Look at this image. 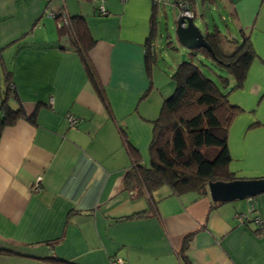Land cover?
I'll return each instance as SVG.
<instances>
[{"label":"crops","instance_id":"crops-1","mask_svg":"<svg viewBox=\"0 0 264 264\" xmlns=\"http://www.w3.org/2000/svg\"><path fill=\"white\" fill-rule=\"evenodd\" d=\"M166 2L106 0L103 15L92 0H0V111L8 74L16 88L11 106L35 113L0 136V264H111L115 257L124 264H264V234L237 218L264 219V193L216 202L209 189L176 195L162 186L154 200L125 186L129 143L149 165L153 121L176 89L181 60L162 49L189 54L169 35L163 43ZM207 4L224 9L255 51L243 88L229 95L242 108L229 130V169L241 179L263 177L264 0H192L203 33L230 37V28L210 29L199 9ZM63 12L86 19L101 91L61 35ZM38 177L42 190L35 192Z\"/></svg>","mask_w":264,"mask_h":264},{"label":"trees","instance_id":"trees-1","mask_svg":"<svg viewBox=\"0 0 264 264\" xmlns=\"http://www.w3.org/2000/svg\"><path fill=\"white\" fill-rule=\"evenodd\" d=\"M174 2L176 7L179 2H187L190 9L192 6V0ZM68 22L67 25L62 24L61 35L69 37L70 47L78 51L95 87L101 91L89 60L88 52L94 40L86 19L82 15H69ZM155 22L154 19L153 34ZM241 33L243 38L240 41L223 36L218 29L205 34L214 56L207 49H200V52L220 69L218 72L210 67L218 77V83L194 62L195 51H191L179 64L173 75L175 92L164 100L159 117L153 121L149 165L141 161L137 147L129 143L134 158L125 177V186L135 195L152 199L153 192L162 186H169L176 195L192 192L205 194L210 181L237 178L229 169L232 161L229 130L242 108L234 105L229 95L243 88L255 57L250 38L244 30ZM147 58L148 62H152L149 52ZM15 89L12 78L7 74L6 89L1 100L0 136L5 127L21 118L35 119V113L27 114L23 106H11L9 100L15 96ZM149 203L145 213L151 212L157 202L152 200Z\"/></svg>","mask_w":264,"mask_h":264},{"label":"water","instance_id":"water-1","mask_svg":"<svg viewBox=\"0 0 264 264\" xmlns=\"http://www.w3.org/2000/svg\"><path fill=\"white\" fill-rule=\"evenodd\" d=\"M176 36L180 45L190 51H195L196 55L200 52V49H207L214 56L213 49L206 40L205 33L195 24L194 18L179 15L176 22ZM185 57L186 54L183 55V60ZM208 189L211 198L216 202L253 198L264 193V176L255 179L236 178L230 181H210Z\"/></svg>","mask_w":264,"mask_h":264},{"label":"rangeland","instance_id":"rangeland-1","mask_svg":"<svg viewBox=\"0 0 264 264\" xmlns=\"http://www.w3.org/2000/svg\"><path fill=\"white\" fill-rule=\"evenodd\" d=\"M161 8H166L167 13H168L167 16L165 14L160 15V19H161L160 33L162 34V37H164L163 43H166L168 35H169L171 37L172 46H178L179 42H178V39L176 36V22H177L178 16L180 15V11H179V13H177L178 12L177 7L173 3V0H167L165 6H163V3H162ZM199 9H201L200 10L201 14H205L204 17H206V21H207L210 29H213V27L218 26L219 28H221V30L223 32L227 33L228 28H230L232 30V33L231 34L227 33L230 36V38L233 39L234 36H236V37H238L239 40H242L239 30L235 27V24L232 22V19L230 18L229 15H227V13L224 11V9L217 8L214 5L209 7L208 4L204 8H202V6H200ZM200 20H201V15L199 13L196 21L199 23ZM167 49L172 51L176 55L178 60H181V61L183 60V55L187 53V52H185V53L180 52L179 48L175 50L173 48L166 47V48L162 49V51L165 50L164 53L166 55H167V53H166ZM187 51H188V53H191V51L189 49H187ZM185 59H186V57H185ZM170 61H172V60H170ZM194 62L200 66V68L203 72H205L209 76H211L217 83L219 82L218 77L213 73V71L210 70V67H212V69H214V70H217L218 72H220L219 71L220 69H218L216 67V64L213 63V61L211 59L204 57L201 53H197V57H194Z\"/></svg>","mask_w":264,"mask_h":264},{"label":"built area","instance_id":"built-area-1","mask_svg":"<svg viewBox=\"0 0 264 264\" xmlns=\"http://www.w3.org/2000/svg\"><path fill=\"white\" fill-rule=\"evenodd\" d=\"M92 1L99 2L98 11L100 14H103V15L108 14L106 7H105L106 0H92ZM122 1H125V0H122ZM154 1L158 2L159 0H154ZM177 7L180 11V16H185L187 18L194 17L193 11L189 8L187 2H179L177 4ZM60 15H61L62 22L65 25H67L69 23L67 13L63 12ZM66 120L70 126H75L79 122V119L71 114L67 115ZM42 179H43L42 177H38L36 179L35 183L32 186L33 191L37 192V191L42 190ZM238 219L241 221V223L253 221L258 226V231L264 234V219L260 218L259 216L250 217L248 214L243 213L242 215H238ZM111 264H124V259L120 257H115L113 261L111 262Z\"/></svg>","mask_w":264,"mask_h":264},{"label":"bare ground","instance_id":"bare-ground-1","mask_svg":"<svg viewBox=\"0 0 264 264\" xmlns=\"http://www.w3.org/2000/svg\"><path fill=\"white\" fill-rule=\"evenodd\" d=\"M261 218V217H260Z\"/></svg>","mask_w":264,"mask_h":264}]
</instances>
